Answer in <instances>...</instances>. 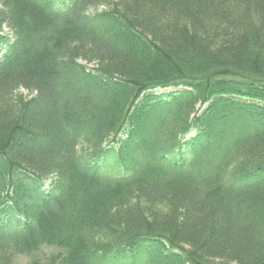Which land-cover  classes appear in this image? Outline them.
<instances>
[{"label":"trees","instance_id":"obj_1","mask_svg":"<svg viewBox=\"0 0 264 264\" xmlns=\"http://www.w3.org/2000/svg\"><path fill=\"white\" fill-rule=\"evenodd\" d=\"M17 258L264 264V0H0Z\"/></svg>","mask_w":264,"mask_h":264},{"label":"rangeland","instance_id":"obj_2","mask_svg":"<svg viewBox=\"0 0 264 264\" xmlns=\"http://www.w3.org/2000/svg\"><path fill=\"white\" fill-rule=\"evenodd\" d=\"M103 8H98L97 11H102ZM92 12V11H90ZM95 12V11H93ZM92 12V13H93ZM8 30L6 28H3L2 30V35H6L8 34ZM177 90H180V89H166V90H161V89H158L154 92L155 95H163V94H168L170 92H173V91H177ZM21 94H23L24 96H29L27 92L23 91V90H20ZM193 135V134H191ZM15 264H29L28 260L25 259V258H17L16 261H15Z\"/></svg>","mask_w":264,"mask_h":264}]
</instances>
